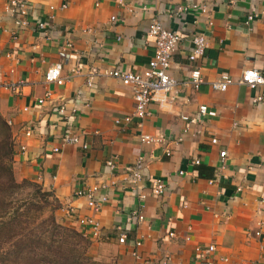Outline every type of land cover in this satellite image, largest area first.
Here are the masks:
<instances>
[{"label":"crops","instance_id":"obj_1","mask_svg":"<svg viewBox=\"0 0 264 264\" xmlns=\"http://www.w3.org/2000/svg\"><path fill=\"white\" fill-rule=\"evenodd\" d=\"M27 1L32 16L21 27L10 0H0V112L11 121L16 177L53 191L62 203L59 221L80 232L85 228L70 210L95 216L101 235L87 231L91 252L103 249L115 264H207L211 258L223 259L222 264H264V100L253 102L264 85L253 89L239 83L245 70L264 74V0ZM251 15L254 20L248 23ZM154 19L182 36L170 68L177 85L164 101L150 102V114L139 128L136 117L123 120L135 111L131 86L109 75L91 78V70L147 69L155 53L148 34ZM39 20L47 21V29L37 28ZM197 34L206 37L207 48L192 61ZM68 41L73 46L64 50ZM60 62L65 83L47 82L48 69ZM195 67L203 76L198 88L191 81ZM225 72L234 82L225 91L214 89L212 82ZM48 90L52 96L39 104ZM62 104L69 114L76 109L71 118L81 143L54 153L66 126L57 111ZM202 104L217 115H201ZM56 122L57 128L51 127ZM142 133L163 140L146 143ZM140 157L143 201L137 190L127 188L128 167ZM110 159L117 163L113 174L106 165ZM156 179L166 185L163 195L152 192ZM105 182L109 187L102 193L108 200L99 212L76 195ZM141 204L145 220L128 221ZM118 226L128 232L125 243L119 241ZM138 240L142 245L136 247ZM210 244L214 252H197V246Z\"/></svg>","mask_w":264,"mask_h":264},{"label":"built area","instance_id":"obj_2","mask_svg":"<svg viewBox=\"0 0 264 264\" xmlns=\"http://www.w3.org/2000/svg\"><path fill=\"white\" fill-rule=\"evenodd\" d=\"M122 3V1H119ZM99 5V2L97 3ZM67 4H64L66 7ZM195 8L197 5L194 6ZM54 8V7H52ZM186 7H183L185 9ZM9 9L11 13L17 18V22L21 27H27L30 24V18L32 16L31 5L27 0H10ZM206 8H202L203 12H206ZM52 17H48L51 20ZM254 20V16H249L248 23H252ZM112 21H118L116 16H112ZM48 27V23L46 20H39L37 22V28L39 30H45ZM148 34L155 41V53L153 58L150 60L147 69L143 72H134L127 71L119 68H110L101 72L100 70L93 68L91 70V78L95 76H99L101 74L113 76L115 78L120 79L126 84H129L133 90V95L135 99V111L133 115H128L123 118L126 122H131L133 117L138 119V127L141 128L143 125V120L150 114L149 113V104L153 100H161L164 101L166 95L175 88L177 85L176 79L171 74V63L172 56L177 46L182 40V36L180 33L170 30L165 27V25L159 19H154L149 25ZM193 48L189 58L194 61L197 57L202 56L207 48V39L203 34H197L192 39ZM72 42L68 41L65 44V49L72 48ZM62 71V63H57L54 66L50 67L46 73V80L49 83H56L58 85H62L65 83V79L61 74ZM191 81L198 88L203 83V76L201 69L199 67H195L191 72ZM234 82V79L229 73H222L220 79L212 82L211 86L214 89L225 91L230 84ZM91 83V82H89ZM239 83L245 84L250 88L256 89L261 85H264V74L259 69H248L245 70L239 79ZM2 83L0 82V87ZM18 87L11 86V89L17 91ZM81 94V93H80ZM52 96V91L48 90L44 97L38 99L39 104L45 103ZM264 100V92L257 94L253 97V102L259 103ZM58 114L61 115L62 119L65 121V131L60 139V145L53 147L52 151L54 153H59V151L67 145H77L81 143V136L76 129L75 125L72 123L75 118L76 109H72V113L69 114L67 110L66 104H62L57 107ZM199 112L203 116H216L217 112L209 109L206 104L200 105ZM185 120H189L190 122H196L199 119L197 118H189L188 116H183ZM122 120L117 119L116 122L120 123ZM7 122L11 124V121ZM58 123H53L51 127L57 128ZM32 134V130H27V135L30 136ZM141 141L146 143L152 142H161L162 137H154L150 134L142 133L140 135ZM213 143H217V139H212ZM84 147H87L86 144L83 143ZM23 150H26V147H23ZM166 155L170 156L171 151L169 149L166 150ZM221 157H225L226 150L221 151ZM144 161L143 157H140L137 163L133 167H128L129 179L127 188L131 190H137L139 193V198L143 201L146 198V193L139 190V183L143 180V174L141 171V166ZM200 163L198 159L195 160V164ZM107 167L110 169L111 174L117 169V163L114 159H110L106 163ZM115 186V183H113ZM109 185L105 183H100L94 185L92 187L86 188L83 187L77 190L76 195L81 197L84 196L87 198V204L90 208H92L95 212H99L102 208V204L108 200V195L106 193H102V190L108 189ZM126 188V186H125ZM166 191V185L161 179H156L154 181V185L152 188V192L155 195H163ZM69 215L75 219L82 227L85 228V231L82 233L86 236L89 233L88 230L91 231V234L94 237H98L101 235V223L95 216H81L77 215L75 209H71ZM133 219H137L139 222H143L145 220V215L143 212V205L137 209H133L128 214V221H132ZM117 230L119 231V241L121 243H125L128 239V232L123 226H118ZM262 231L259 230L256 232V235H261ZM171 236H174V233H170ZM90 238V237H89ZM91 239V238H90ZM142 245V242L138 240L135 243L136 247ZM197 252L204 256L205 252L212 253L216 250V246L214 244L208 245L205 249L201 246L196 247ZM133 254L138 256V252L134 251ZM223 259L221 258H211L207 261V264H222Z\"/></svg>","mask_w":264,"mask_h":264},{"label":"trees","instance_id":"obj_3","mask_svg":"<svg viewBox=\"0 0 264 264\" xmlns=\"http://www.w3.org/2000/svg\"><path fill=\"white\" fill-rule=\"evenodd\" d=\"M15 155L12 127L0 112V264H104L88 236L58 220L62 203L53 191L17 179Z\"/></svg>","mask_w":264,"mask_h":264},{"label":"rangeland","instance_id":"obj_4","mask_svg":"<svg viewBox=\"0 0 264 264\" xmlns=\"http://www.w3.org/2000/svg\"><path fill=\"white\" fill-rule=\"evenodd\" d=\"M21 180H19V181H21ZM57 218H58V216H57ZM58 220H59V218H58ZM92 245H93V243H92ZM91 254L94 256V258L96 260L101 261L104 264H115V261H114L115 257L113 255H110L107 251H105L103 249H99V251L97 250V251H94V252H93V249H92Z\"/></svg>","mask_w":264,"mask_h":264}]
</instances>
